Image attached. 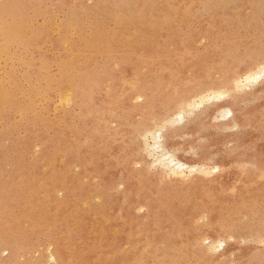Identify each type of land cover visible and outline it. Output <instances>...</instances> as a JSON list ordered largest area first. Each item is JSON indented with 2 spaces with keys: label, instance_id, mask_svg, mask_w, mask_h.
I'll list each match as a JSON object with an SVG mask.
<instances>
[{
  "label": "rangeland",
  "instance_id": "obj_1",
  "mask_svg": "<svg viewBox=\"0 0 264 264\" xmlns=\"http://www.w3.org/2000/svg\"><path fill=\"white\" fill-rule=\"evenodd\" d=\"M222 1L0 0L13 6L0 20L15 21L7 43L0 30V264L264 261L259 86L237 93L241 165L225 162L233 140L214 127L235 101L193 104L200 115L177 124L171 149L142 136L154 105L190 101L198 82L259 56L262 0ZM201 132V152L182 147ZM168 157L198 169L175 177ZM225 226L234 242L208 255L204 241L217 244Z\"/></svg>",
  "mask_w": 264,
  "mask_h": 264
},
{
  "label": "snow or ice",
  "instance_id": "obj_2",
  "mask_svg": "<svg viewBox=\"0 0 264 264\" xmlns=\"http://www.w3.org/2000/svg\"><path fill=\"white\" fill-rule=\"evenodd\" d=\"M262 6H264V0H262ZM0 7L8 9L13 7L12 5L0 3ZM15 7H33L32 5H16ZM15 28V21L5 15V17L0 20V30L4 32L6 37ZM261 50L259 56L257 57L254 51H249V53L244 56L237 63L229 65L226 69V74L222 78V82H208L200 81L198 82V88L201 95V103L196 104L195 108L199 109L201 112L204 110L205 103L208 106H212L213 102L216 107H222L223 104L220 102H229L235 101L237 107L231 108L227 111L226 116H221L220 119L224 121L223 125H214L216 128H224V137L228 138L231 136L233 143L226 146L227 151L224 153L226 157V163L235 162L236 165H241V161L237 158L238 153L234 149L238 146L239 138L246 134L247 129L244 127L245 121L243 120L244 112L242 109H239V100L240 96L237 93L242 92L240 88L241 83L247 84L249 92H255L256 86H259L261 92V104L264 106V39L261 42ZM9 49L6 47L5 51ZM235 85V87H234ZM173 105L175 109L173 110ZM175 112H179V116L175 115ZM200 115V112L193 111V104L188 103V101L182 98L179 93L164 104H156L152 109L151 120L143 129L142 135L147 140L149 136L154 137L158 140L163 148L171 149L175 147L174 144H170L169 141L171 138L180 135V132L177 128V124L183 125L185 123L184 117H189L188 123L197 120ZM185 132H188L189 129H184ZM211 135V131L207 133ZM205 135L201 132L196 136L189 138L185 136L184 143L182 147L188 148L191 145L192 150L196 153L201 152L202 145H198L195 141L200 137ZM219 162V161H217ZM245 172H247L248 165H242ZM262 170H264V161L261 163ZM219 168H214L213 172H219ZM193 171H196L193 169ZM207 174V173H203ZM262 211H264V205H262ZM262 224H264V218H262ZM211 226V218L205 214L202 215L198 220H196L195 227L198 230H202L205 227ZM261 237L264 238V228L261 231ZM235 234L227 230L221 232L219 237V242L217 244H210L209 241L205 240L203 247L206 250L208 255H214L220 252L222 249L226 248V245L229 241L234 242ZM163 264H168L167 261H164ZM181 264H187V262H181ZM207 264V262H205ZM232 264H253L249 261H233ZM264 264V261L261 262Z\"/></svg>",
  "mask_w": 264,
  "mask_h": 264
},
{
  "label": "bare ground",
  "instance_id": "obj_3",
  "mask_svg": "<svg viewBox=\"0 0 264 264\" xmlns=\"http://www.w3.org/2000/svg\"><path fill=\"white\" fill-rule=\"evenodd\" d=\"M221 1V0H220ZM224 1V0H223ZM223 1H222V3H223ZM227 1V0H226ZM144 2V1H143ZM229 2V1H228ZM232 2V1H231ZM109 3V2H108ZM217 3V2H216ZM226 3V2H225ZM230 3V2H229ZM228 3V4H229ZM114 4V3H113ZM228 4H226V5H228ZM143 6V5H142ZM171 7V6H170ZM261 7H263V6H261ZM172 8V7H171ZM223 9V8H222ZM169 10V9H168ZM255 11H256V9H255ZM128 12V11H127ZM107 13H109V12H107ZM141 14V13H140ZM185 15V14H184ZM256 15V14H255ZM125 16V15H124ZM123 16V17H124ZM181 16V15H180ZM126 17V16H125ZM182 17V16H181ZM127 18V17H126ZM162 18V17H161ZM182 18H184V17H182ZM163 19H165V18H163ZM129 20V19H128ZM164 21V20H163ZM165 22H166V20H165ZM150 26H151V24H150ZM153 26V25H152ZM228 33V32H227ZM235 33V32H234ZM86 36V35H85ZM224 37V36H223ZM222 37V38H223ZM224 39V38H223ZM222 39V40H223ZM217 40V39H216ZM221 40V39H220ZM182 43V42H181ZM215 44H217V43H215ZM214 45V44H213ZM24 46V45H23ZM185 51V50H184ZM257 51H259L260 52V50H257ZM246 53V52H245ZM111 56V55H110ZM109 56V57H110ZM109 59V58H108ZM224 64V63H223ZM175 77V76H174ZM219 81V80H218ZM222 82V81H221ZM241 84H244V83H241ZM41 85V84H40ZM59 87V86H58ZM244 87V86H243ZM76 88V87H75ZM197 88V87H196ZM77 89H79L78 87H77ZM185 90V89H184ZM196 92H197V90H195ZM189 95V94H188ZM201 93H199L198 95H196L195 97H197V99H194L195 97H193V99H191L190 101H188V103H191V104H199V103H201ZM43 96V95H42ZM77 96V95H76ZM190 96V95H189ZM78 97V96H77ZM43 99V98H42ZM193 100V101H192ZM230 110V109H229ZM175 115H177V116H179L180 114H179V112H176L175 113ZM143 136V135H142ZM159 144V146H161V144H160V142L158 141H154V144ZM155 147H157V146H155ZM159 148V147H158ZM149 150V149H148ZM156 151V150H155ZM165 155V154H164ZM157 156V155H156ZM160 156V155H159ZM73 157V156H72ZM169 158V157H168ZM170 159V158H169ZM168 159V160H169ZM164 159H162V161H163ZM167 160V161H168ZM156 161V160H155ZM154 161V162H155ZM170 161H171V163H172V165L170 164V165H168L166 162H162V165H163V168H165V170H166V172H168V173H172L175 177H180V176H182L183 175V173H184V171H185V169H187L190 173L191 172H193V169H195V170H197L198 169V167L196 166V165H193V164H187V163H184V162H181V161H179V160H176V159H170ZM214 168H218V167H214ZM240 202V201H239ZM242 203V202H241ZM240 204V203H239ZM243 204V203H242ZM248 205V204H247ZM260 206V205H259ZM244 208V207H243ZM242 208V209H243ZM246 208V207H245ZM240 212H241V209H240ZM239 216V215H238ZM259 223V222H258ZM260 226V225H259ZM258 227V226H257ZM262 229V228H261ZM201 231V230H200ZM219 242V241H218ZM50 257H51V259H54L55 257H54V255H50Z\"/></svg>",
  "mask_w": 264,
  "mask_h": 264
}]
</instances>
